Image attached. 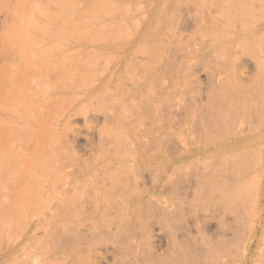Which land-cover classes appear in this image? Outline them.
<instances>
[{
	"label": "rangeland",
	"instance_id": "obj_1",
	"mask_svg": "<svg viewBox=\"0 0 264 264\" xmlns=\"http://www.w3.org/2000/svg\"><path fill=\"white\" fill-rule=\"evenodd\" d=\"M86 1L90 2V0ZM86 1L83 0V3L80 1L79 5L83 4L84 6ZM104 1L109 4H107L109 11L106 12L105 10H108L106 8L100 10V7L99 10L103 14L105 11L107 13L105 16H110V8L117 5L116 3L119 4L117 9L123 5L119 9V13L117 10L113 11L116 7L111 10L112 13L117 12V14H113H121L117 16L120 17V20L123 18V14L128 11L123 12V10L130 3L131 7L129 8L132 10L130 15L129 12L127 13L128 16L133 15V17H130L131 19L128 17V19L134 18V22H137L134 26L138 29L136 30L135 27V32H132L134 26L131 23L132 29L128 27L126 29L131 30V36L132 34L135 35L139 41L135 49L137 51L134 50V54L132 53V57H136L133 59V64L135 66L137 64V66L131 70L133 72L143 71L142 66L144 65L145 68H143L147 73V85L144 82L145 90L149 91L150 94L154 92L149 99L152 98L151 100H153L152 95H154V97L157 96L155 100L158 102L157 107L153 106L152 102L146 99L150 94H146L145 91L146 97L131 96L127 98L140 109V116L133 118L127 127L123 128L124 131L121 129L114 130L108 126L104 128L107 132L104 134L112 139L120 137V139L128 141L134 140L135 132H140V135L137 134L139 139L156 142L158 146L162 147V150L159 151L162 159H165L163 155H169L167 152L169 143L174 145L175 153H172L173 156L184 154L188 150L195 153L191 159L178 163L174 173L164 178L163 186L160 189L161 193L159 192L162 201L158 200L157 202L148 196L142 197L143 199L140 201L142 203L137 211L140 216L132 219L134 222L131 224L128 222L129 219L123 215L126 211L131 213L132 205H137V202L120 204L121 196L118 195L117 189L111 190L102 197L104 201L107 198L111 201L108 205L103 202L104 206H100V210H103L105 216L78 218V224L73 218H70V223H67L68 226L70 225V229L66 234L74 235L78 226V233H82L84 239L78 241L77 246L73 244L66 248L64 253L61 252L59 245L61 237L66 235L62 234L61 223L59 226L56 225L59 229L55 225H53L55 228L52 229L53 227L49 226L51 222L44 225L42 223L44 220L35 215L31 219L29 218V223L26 221L25 224L24 219L16 213L19 204L15 203L18 209L14 208L16 207L14 204H9L8 207L11 208L9 211L14 212L13 216L11 213L5 217L0 216V232L5 233L0 241V264H92L95 261L97 264H140L139 258L135 255L136 252L146 251L149 241L154 240V234L162 235V233H167L170 238L168 245H162L159 252L165 264H175L176 262L178 264H202L208 255H219L218 253L221 256L211 264H264V233L260 235V232H256L260 222L263 221L264 223V215L263 218H260L258 213V199L262 183H264L262 181L264 177V137L258 133L260 128L264 126V26L262 25L264 0H234L235 2L233 0H198L199 3L197 0H114L115 3L109 0L114 5H110L109 1ZM133 1H143V8H140L141 2V4L137 2L139 5H136V2L134 4ZM34 2L38 3L40 7L46 6L50 8V11L51 9L55 11L56 4L53 5L55 0H48V2L46 0H0V62L4 57L8 59L9 62L7 59L3 61H7L11 66L9 73L12 71L11 69L16 70L20 66L30 65L32 56L29 54L32 52L33 44L37 43L38 45L40 43L39 45H41L44 43L45 46L55 47L57 38L61 37L58 36L60 29L58 32L54 31L58 29V24L56 27L52 26L53 31H50L52 28L43 29L45 31L42 33H48L47 38L45 33L41 34L37 31L39 34H35L36 31L31 28L34 19L31 11ZM50 2L52 3L48 6ZM92 2L89 6L88 3L83 8L80 6V9L85 10L87 9L86 6H92L90 9L94 6L98 8L97 5L91 4ZM94 2L96 3V1ZM99 2L102 1L99 0ZM21 3L22 5H20ZM96 4L101 5L100 3ZM144 7L147 8L144 9ZM251 8L255 9L254 13ZM90 9H88V13H91ZM142 9L143 11H141ZM100 12L97 11L96 13L102 17ZM256 15H261L262 18ZM185 17L187 18L185 19ZM98 19L100 18L98 17ZM245 19L249 20L246 21ZM98 21L101 23V20ZM131 22L133 23V21ZM152 25L154 29H152ZM107 26L105 25L103 28L105 29ZM105 30L104 33H106ZM97 31L99 32V30ZM40 34L43 40L36 37ZM50 34H56V36ZM107 38L104 39V42L103 40L100 41L101 37H99L95 39L97 42L94 43H109L111 39L107 40ZM51 39L57 40L52 42ZM86 41L84 39V42L80 43L95 46L91 44L93 39L90 40L91 43L88 39ZM74 42L69 44L77 46V42L75 44ZM150 43L157 47L152 49L153 45ZM100 59L97 58L95 60L97 62L94 61V64L92 63L88 67L93 68L92 66H94L95 68L96 66V69L101 70L105 65L102 63L106 59L103 61ZM132 71L131 73H133ZM11 73L13 74L10 75V80L15 83L19 81L17 82L19 85L14 83L16 86L14 85L11 90L12 81H7L8 86L10 85L9 91L14 90L15 92V88L21 86L22 79L20 81V76H14L15 72L12 71ZM11 76L17 77V79L13 77L11 79ZM49 77L55 79V76L49 75ZM144 79L142 78L143 81ZM111 91H108V94ZM14 92L11 94H18ZM103 94L106 98L107 93ZM86 105L87 107L82 112L83 116L76 119L78 129L81 133H86L88 130L96 132L97 128L102 126L103 116L95 110L96 100L90 104L88 102ZM128 108L130 111L132 106L129 105ZM240 133L245 135V143L240 148L242 150L226 153L224 159L213 161V165L209 160H204L201 157L211 135L217 142L225 143L230 137ZM249 139L256 142L252 143ZM79 142L76 157L87 155L81 146L84 144L83 139L80 138ZM185 144L186 150L182 146ZM12 151L13 148L10 146L7 152H4V156L2 157V154L0 157L2 161L0 171L5 175L0 181V191L11 196H13L10 192L14 191V184L19 181L17 179L21 178V172L18 171L20 166H17L18 159H15L18 156ZM224 162L226 167L234 170L233 174H229L226 168L222 169ZM14 165H16L15 168ZM236 165L239 171H236ZM16 168H18L17 171ZM17 175L18 177H16ZM110 175L114 177L120 174H99L84 184L78 182V186H87L89 188L87 192L95 193L98 186L96 181L101 182L102 180L103 182ZM120 179L118 177V180ZM125 183H127V179H125ZM149 185V170H141L135 176V180L132 177L129 179L125 188L128 189L130 195L135 194V190L143 194ZM105 187L108 185L105 184ZM122 188L124 187L120 189ZM84 194L86 193H79L78 198ZM135 201L138 200L135 198ZM2 210L3 208H0V214L4 212ZM25 210L28 212L29 208L23 210L26 213ZM4 214L6 215V213ZM204 216L210 219L213 225L210 227L212 228L210 232L200 231V220L205 218ZM187 220L190 221L188 225H193L194 228H192L189 236L192 239L186 240V249L183 251L180 246L183 238L180 237L182 234L181 225ZM217 220L222 227L215 225ZM48 226L51 228L49 231H52V235L48 236L49 238L46 237ZM55 229L57 230L55 231ZM232 229H235V234L232 233ZM44 230L47 234H44ZM209 238L211 242L208 241ZM42 243L44 244L42 245ZM49 248L51 249L50 252L48 251ZM42 252L44 253L42 254ZM29 254H31L32 259L28 256Z\"/></svg>",
	"mask_w": 264,
	"mask_h": 264
},
{
	"label": "bare ground",
	"instance_id": "obj_2",
	"mask_svg": "<svg viewBox=\"0 0 264 264\" xmlns=\"http://www.w3.org/2000/svg\"><path fill=\"white\" fill-rule=\"evenodd\" d=\"M80 1L81 3H83L82 2L83 0H57V2L55 0L53 4V5L56 4L55 5L56 7H54L55 11H52V9L50 11V8L46 6L40 7L36 2L32 3L33 10L31 11V14L33 13L32 16H34L35 20L33 19V25H31L33 27L31 28H33L34 31H36V33L35 32L34 33L39 34L37 31L41 32V34L45 33V36L47 38L48 33L46 32L42 33V32L45 31L47 28H52L50 29V31L51 30L53 31V27H56L58 24L57 26L58 29H56L57 31L56 30L54 31L58 32V30L60 29L58 36L61 37L57 38L58 40L53 39L54 41L55 40H57V42L59 41V43L57 42L55 43L56 46L55 44H52L55 47L45 46L44 43H42L41 45H39L40 43H38V45L37 43L35 45L33 44L32 46L34 47H32V52H30L29 54V56H32L30 65L28 64L24 67L20 66L19 68H16V70L11 69L13 72H15L14 76L16 75H18L17 77L20 76L19 77L20 81L22 79V82H20L22 83L20 84L21 86L19 88H15V92L18 93L17 95L11 94L14 92V90L9 91L10 85L8 86L7 81L9 82L12 81L10 80V75H12L13 73H11L12 71H10L11 74L9 73L11 66L8 63L9 62L8 59L6 58L8 62L3 61L5 59L4 57V59H2V62H0V157L2 154L3 157L5 154L4 152L5 151L7 152V150L11 146V148H13L14 153L18 156L17 158L15 157V159L16 160L18 159L17 166L20 167H18L19 169L16 168V171L18 169V171L21 172L20 173L21 175L17 173L18 175H20L21 178L17 179L19 180L18 182L16 181L17 183L14 182L16 183L14 184V188H13L14 191L10 192L13 196L7 193H2L0 191V206H1L0 208L1 209L3 208L2 211H4L2 214H0V216L2 217L3 215L5 217L8 216V214L10 215V213L13 216L14 212L12 213L11 210L9 211V209L11 208H9L8 206L14 204L16 206L14 208L16 209H18L19 206V209L17 210L16 213L18 216L24 219L25 224L26 221L27 223H29L28 220H30L32 216L37 215L39 216V219L44 220L42 222L44 223V225L45 223L49 224L51 222L49 226H52L53 227L52 229H54L55 227L57 228L61 223L62 224L61 226L63 228L62 234H66V232L69 231L70 225L68 226L67 223H70V218H73L76 224H78V218H95L101 215L105 216L103 210H100V206H104L103 202H106V204L108 205L111 201L109 198H107V200L104 201V198L102 197L113 189H117L118 195L121 196L120 204L137 202V205H132L133 210L131 213L126 211L125 214L123 215V217H127L129 219L128 222L131 224L132 222H134V220L132 219L140 216V214H138L137 211L142 203L140 202L141 199H143L142 197L148 196L150 198H154L157 202L158 200L162 201L159 192L161 193L160 189L161 186H163L162 182L164 181V178L167 175L169 176L170 174L174 173L175 168L178 166V163L184 160L191 159L193 157V153H195V152H190L188 150L184 154L173 156L172 153H175L173 149L174 145L169 143L167 145L168 146L167 152H169V155H163L165 159H162L159 153V151L162 150V147L158 146L156 142H150V141H145L143 139H139L138 135L141 134L140 132H135L136 136L134 137V140H128V141H125L122 138L120 139V137L116 139L115 138L112 139L111 137H107L104 134V132H106L104 128L109 126L111 127V129L114 130H120V129L123 130V128L127 127V125L130 123V121L133 118H135L136 116L137 117L140 116V112H139L140 109H138V107L135 106V103L133 101H130L127 98L131 96L146 97L145 93L148 95L150 94L149 91L145 90L144 87V82L145 84L147 82L146 80L147 73L144 69L145 68L143 65L144 63L142 64L143 71L140 70L133 72L131 70L135 66L133 64L134 62L133 59L134 58L136 59V57L134 58L132 57V53L136 49L137 42L139 41H137L138 38L135 35L133 36L132 34L131 36V32H130L131 30L128 31V29H126L127 27L131 28L132 25L134 26L137 23L134 22L135 21L134 18L132 20H129L131 19L130 17H133V15L128 16L127 13L129 12L130 15L132 10L131 8H129L131 7L130 3L129 5L126 3L128 5V6L126 5L128 8L126 7V9H124L125 8L124 6L123 8L124 10L122 9L123 12L125 10L128 11L123 14L124 16L122 15L123 18H121L120 20V17L117 16L121 14L116 15L117 12H113L116 13L113 14L111 10H113V8L116 7L114 8L115 10L113 11L117 10L119 13V9L122 8L123 5L119 9H117L119 7L118 6L119 4L116 3L117 5L113 6V8H110V13L108 12L110 16L109 15L105 16V14H107L106 12L109 11V8H107L109 7L108 6L109 4L107 3L108 4L107 5L104 0H100V1H102L105 5L102 2H99V0L98 1L94 0V1H96V3H100L101 5L96 4L94 1L92 2V0H90V2H92L91 4H95L98 6L97 8L93 5L94 7L92 9L95 10L94 12L92 9H90L92 6L88 7L90 2L88 1L89 2L88 3L86 0L84 1H86V4L88 3V6H86L87 9L82 10V8L86 4H84V6L83 4L79 5ZM106 1L108 2L109 0ZM110 1L109 3H111ZM46 2H48V0H46ZM113 2L115 3L114 0H112V3ZM137 2L141 4L143 1L142 2L140 1L141 3L139 1ZM137 2L136 5H139L137 4ZM51 3L52 2H50L48 6ZM112 3L110 5H114ZM23 4L25 3L23 2ZM20 5H22V3ZM53 5L51 6L53 7ZM141 5L140 8H143L144 4L142 3ZM80 6H82L81 9ZM99 7L100 10L101 8L102 9L106 8L108 10H105L106 12L104 11L103 14L102 11L100 12ZM147 7L149 6L147 5ZM147 7H144V9ZM88 9L91 10V13H88ZM251 10L254 13L255 9L253 10L251 8ZM97 11L102 13L101 14L102 17L105 16V18L99 16L98 13H96ZM141 11H143V9ZM120 12L123 13L122 11ZM153 14L154 13H152V15ZM260 16L261 15H259L258 17L262 18ZM98 17L100 19H98ZM186 18L187 17H185V19ZM98 20H101L100 21L101 23H99ZM131 21H133V23ZM105 25H108L105 28L106 30L103 28ZM149 25L147 24V26ZM262 25L264 26V21ZM135 27L136 26L133 27L134 30L132 32H135ZM40 28L42 29V31ZM137 29L138 27H136V30ZM152 29H154V27ZM97 30H99V32ZM104 30L106 31V33L108 31L107 35H109V38H107V35L106 33H104ZM50 31L47 30V32L49 33ZM41 34L39 36L36 35V37H38L40 40H43V38L40 37ZM103 35L104 37L107 38V40L111 39L109 43L106 44L104 43L105 42L104 39L106 38H104ZM51 36H56V34L55 35L52 34ZM162 36L165 37V35ZM99 37H101L100 41L103 40L104 42H102L101 44L94 43L97 42L95 41V39ZM84 39L85 41L88 39L90 43H91L90 40L93 39V43L91 44L92 45L94 44L95 46H90L89 44L86 45L85 43L81 44L80 42L83 43ZM53 40L52 42H54ZM60 40L64 44L63 43L61 44ZM73 41H75L74 44L77 42L76 44L77 46L75 45L71 46L69 44V43L72 44ZM155 46L153 45L152 49ZM97 58L99 59L101 58L102 61L106 59L104 60L105 63L104 62L102 63L105 65L103 67L101 66L102 68L100 67L101 70H98V68L96 69V66L95 68L94 66H92L93 68L88 67ZM151 67L148 68L151 69ZM130 70L133 73H131ZM49 75L55 76V79H51ZM14 76H11V79L15 78ZM17 77L15 79H17ZM142 78H145L144 81L142 80ZM12 82L11 85H13V87L10 86V90L11 88H14V85L19 81H17L16 83L13 82V84ZM16 85H19V83H17ZM16 90H18L19 92H17ZM110 90L112 91L111 93L108 94V91ZM105 92L107 93L106 98H104L103 96L104 95L103 93ZM151 94L150 96L146 97V99L150 100V102H152V105L157 107L158 102H156L155 100L157 99L156 98L157 96L154 97V95H152L153 100H151L152 98L149 99V97H151ZM93 100L97 101V106L95 108L96 112H98L103 116L102 126L101 127L97 126L98 128L96 132H91L88 130V132L86 133H81L78 129V124L76 123V119H78V117L83 116L82 112L87 107L86 103L89 102L90 104V102H92ZM129 105L132 106L130 111L128 108ZM123 131L120 132L124 133ZM258 133H260L264 137V126L260 128ZM113 134L114 133L112 131V135ZM255 136L257 137V135ZM80 138H82L84 141V144L81 146H83V151H85V154L87 155H82L83 157L79 156L80 157L79 158L78 156L76 157V155L78 153L77 150H78V145L80 144L79 142ZM249 141H251L252 143L256 142L253 139H249ZM244 143H245V135L242 133L230 137L228 141L227 140L225 141V143L217 142L216 140L213 139V136L211 135V139L210 141H208L207 147L203 152V154L201 155V157L204 160H209L210 163L212 164L213 161L215 160L221 161L222 159H224L226 153H235L242 150L240 148L244 145ZM128 144L131 146H129ZM86 145L88 147H85ZM182 146L184 150H186L187 148L186 144ZM175 150H176V146H175ZM1 162L2 161L0 160V168L2 167ZM4 163L5 162L3 161V164ZM15 167L16 165H14V168ZM223 168H226L229 174L234 173L233 169L226 167L225 162L223 163L222 169ZM211 169L213 170V168ZM141 170L143 171L149 170L150 185L144 191L143 194L145 195L139 193L137 190H135L136 191L135 194L130 195L128 193V189H126L125 187L127 186L129 179L132 177V179L135 180V176ZM237 170H238V166L236 165V171ZM153 171L156 172L151 173ZM12 173L14 174V172ZM111 173L120 174V175L114 177L110 175L106 178L107 180L103 182L102 180L101 182L96 181V185L98 186L96 188L95 193L91 191L87 192V190L89 189L87 186H82V185L78 186V182H82L84 184L90 178L92 177L96 178L99 174H111ZM3 175L4 174L0 171V181L2 180ZM18 175L16 177H18ZM118 177L121 179L118 180ZM125 179H127V183H125ZM262 181L264 182V177ZM105 184H107L108 187H105ZM195 184H197V182H195ZM121 187L124 188L120 189ZM79 193H86V194L78 198ZM135 198L138 201H135ZM15 203L19 205L17 206ZM4 205L5 206L7 205L6 207L8 208H6ZM28 208L29 211L27 212V210H25L26 211L25 213L23 210ZM4 213H6V215ZM36 213H38L39 215ZM258 213L260 218H263L264 183H262L260 197L258 199ZM235 216H237V214H235ZM204 217L205 218H202L200 220L199 227L202 229V230L200 229V231L210 232V229H212L210 227H212L213 225L210 219H207L206 216ZM189 222L190 221L187 220L181 225L182 234L180 235V237L183 238L181 239L182 243L180 246L183 251L186 249L185 247L186 240L189 238L192 228H194L193 225L190 226L188 225ZM53 225H55V227ZM215 225L222 227V225L219 223L218 220ZM49 226L48 228H46L48 229L47 231L48 234L44 230L45 231L44 234H47L46 237L48 236L50 237V235H52V231H49V229H51L49 228ZM213 229L216 230L215 228ZM2 230L5 229L2 228ZM56 230L57 229H55V231ZM256 232L257 233L260 232V235H263L264 233L263 221L260 222L259 228ZM232 233L233 234L236 233L235 229H232ZM3 234L5 233L0 232V237H1L0 241L2 239ZM255 237H256V233H255ZM61 238L62 239L59 245L61 248V252L64 253L65 249L68 248L69 246L73 244L74 245L76 244L77 246L78 241L84 239V235L82 233H78V226H77L74 235L72 234V236H69L66 234L63 235ZM190 239L192 238H189V240ZM208 241L211 242L210 238L208 239ZM169 242H170V238L167 233H162V235L154 234V240L152 242L149 241V243L147 244L148 249L146 251L143 250L136 252L135 255L137 258H139V263L165 264L161 259V253L159 252L161 251L162 245L164 244L168 245ZM201 242L203 243V240ZM43 244L44 243H42V245ZM33 247H35V245H33ZM49 249L48 251L50 252L51 249L50 250ZM36 250L38 251V249H35V251ZM52 251L54 252V250ZM43 253L44 252H42V254ZM218 254L219 255L217 254L208 255L207 258H205V260L202 262V264H211V262H213L214 260H216L221 256L220 253ZM28 256L30 257L31 254H29ZM34 257L37 258L36 256ZM92 264H97V263L95 261ZM175 264H178V262H176Z\"/></svg>",
	"mask_w": 264,
	"mask_h": 264
}]
</instances>
